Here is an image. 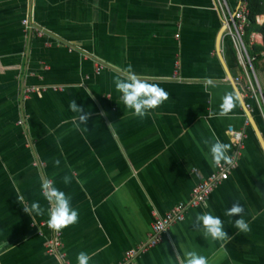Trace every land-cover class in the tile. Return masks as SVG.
<instances>
[{
	"label": "crops",
	"instance_id": "obj_1",
	"mask_svg": "<svg viewBox=\"0 0 264 264\" xmlns=\"http://www.w3.org/2000/svg\"><path fill=\"white\" fill-rule=\"evenodd\" d=\"M226 1L231 10L240 3ZM224 25L217 0H0V264H63L47 252L53 229L40 225L46 214L24 208L48 206L46 179L79 212L77 223L60 230L68 264H77L79 251L91 255L90 264H118L148 239L158 215L189 201L216 170L204 138L215 133L230 145L229 157L236 153L231 127L244 134L237 168L207 206L190 209L133 264H178L186 245L208 264H264V147L244 106L252 103L264 140V108L246 89L250 78L264 94V55L251 56L254 71L246 70L231 38L224 33L220 41ZM253 45H264L262 33L250 34L248 52ZM131 74L169 93L143 119L119 103L114 86V78ZM233 90L240 103L218 119L221 97ZM74 100L89 114L87 129L75 127ZM233 199L245 208L246 234L233 226L238 215L224 214ZM202 211L224 222L223 249L195 230Z\"/></svg>",
	"mask_w": 264,
	"mask_h": 264
},
{
	"label": "clouds",
	"instance_id": "obj_2",
	"mask_svg": "<svg viewBox=\"0 0 264 264\" xmlns=\"http://www.w3.org/2000/svg\"><path fill=\"white\" fill-rule=\"evenodd\" d=\"M114 86L119 93V103L129 110L132 116L140 119L145 118L151 111L157 109L169 98V93L157 83L140 78L135 74L123 78H114ZM239 103L240 96L238 92L235 90L226 92L221 97L216 117L218 119L230 117L232 110ZM70 109L72 112L78 114L75 127L81 130L87 129L85 124L89 120V114H82V109L76 103V100L71 102ZM202 143L204 149H206V151H204V156L211 167H218L223 162L230 163L228 155L230 145L222 142L215 133L208 138H204ZM197 146L200 147V142H197ZM204 149H202V151ZM55 163L58 165L60 162L56 160ZM64 182L66 184L69 183V177L65 176ZM41 192L48 206L45 208L36 201L30 206L24 207L25 211L31 216L33 214H46L48 227L56 231H60L77 223L79 212L78 209L73 206L72 197L68 193L58 188L54 181L47 179L43 180L41 183ZM233 200L235 202L230 208L228 207L225 210L224 214L229 217L238 215V218L234 219L233 226L237 230V234H246L250 231V226L243 217L245 208L240 199ZM193 225L195 226V230L202 235L206 241L210 243L222 242L221 249H223L224 243L229 239V234L224 227V222L212 211L196 213ZM226 254L227 253H225V255ZM90 260L91 255L86 251H79L76 255L77 264H90ZM178 264H208V260L194 247L186 245L182 249Z\"/></svg>",
	"mask_w": 264,
	"mask_h": 264
},
{
	"label": "built area",
	"instance_id": "obj_3",
	"mask_svg": "<svg viewBox=\"0 0 264 264\" xmlns=\"http://www.w3.org/2000/svg\"><path fill=\"white\" fill-rule=\"evenodd\" d=\"M225 19V35H228L234 43L240 64L247 70L248 67L252 71L253 60L249 55L245 36L247 27L250 25V8L248 0H240L239 6L235 10H231L226 0H217ZM24 24L31 30L33 29L37 35H44L45 30L39 27H34L29 19L24 20ZM264 55V50L262 51ZM103 68L99 66L98 71ZM236 81H240L237 78ZM247 95L251 101H256L258 106L264 108V94L259 84H255L250 78L246 86ZM41 93L40 88H29L28 93L31 92ZM246 107L253 109L252 103H246ZM229 135L233 143L238 147L236 153L230 156V163L223 162L216 170L205 180L195 185L192 190L191 198L189 201L180 202L174 206L165 215H158L152 224V229L148 239L126 251L124 258L118 264H133L140 256L147 253L152 248L156 247L163 240L165 235L169 232L170 228L175 224L181 223L186 219L187 213L192 208L205 207L213 191L225 182L230 173L237 168L240 150L243 147L244 134L242 131L235 130L233 127L229 128ZM42 227L48 226L47 221L40 223ZM47 252L50 255L56 256L63 264H68L66 254L63 250V242L60 231L53 230V235L47 243Z\"/></svg>",
	"mask_w": 264,
	"mask_h": 264
},
{
	"label": "trees",
	"instance_id": "obj_4",
	"mask_svg": "<svg viewBox=\"0 0 264 264\" xmlns=\"http://www.w3.org/2000/svg\"><path fill=\"white\" fill-rule=\"evenodd\" d=\"M249 8H250V25L247 27L245 38H249L250 34L254 31L260 32L264 35V23L259 25L256 22V17L259 14L264 13V0H249ZM264 50V45H253L251 49H249L250 56H259L260 53Z\"/></svg>",
	"mask_w": 264,
	"mask_h": 264
},
{
	"label": "water",
	"instance_id": "obj_5",
	"mask_svg": "<svg viewBox=\"0 0 264 264\" xmlns=\"http://www.w3.org/2000/svg\"><path fill=\"white\" fill-rule=\"evenodd\" d=\"M225 30H226V25H224V28H223V30H222V32H221L220 41H221V39L223 38V35H224V33H225ZM244 106H245V108H246L247 116H248V118L250 119V122H251L252 126L254 127V129H255V131H256V133H257V135H258V138H259L260 142L262 143V145H263V147H264V140H263V138H262V136H261V134H260V132H259V130H258L256 124H255V121H254V119H253V117H252V115H251V112H250V111L248 110V108L246 107V103H245V102H244Z\"/></svg>",
	"mask_w": 264,
	"mask_h": 264
},
{
	"label": "rangeland",
	"instance_id": "obj_6",
	"mask_svg": "<svg viewBox=\"0 0 264 264\" xmlns=\"http://www.w3.org/2000/svg\"><path fill=\"white\" fill-rule=\"evenodd\" d=\"M245 41H246V42L248 41V38H247V37L245 38ZM255 66H256V63H255Z\"/></svg>",
	"mask_w": 264,
	"mask_h": 264
},
{
	"label": "bare ground",
	"instance_id": "obj_7",
	"mask_svg": "<svg viewBox=\"0 0 264 264\" xmlns=\"http://www.w3.org/2000/svg\"><path fill=\"white\" fill-rule=\"evenodd\" d=\"M261 19L263 20L264 19V16H261Z\"/></svg>",
	"mask_w": 264,
	"mask_h": 264
}]
</instances>
